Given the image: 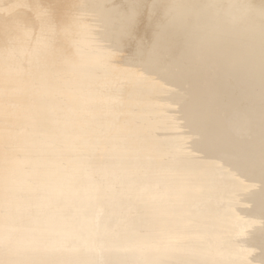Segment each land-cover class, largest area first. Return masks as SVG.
Here are the masks:
<instances>
[{"label":"bare ground","instance_id":"1","mask_svg":"<svg viewBox=\"0 0 264 264\" xmlns=\"http://www.w3.org/2000/svg\"><path fill=\"white\" fill-rule=\"evenodd\" d=\"M0 264H264V0H0Z\"/></svg>","mask_w":264,"mask_h":264}]
</instances>
